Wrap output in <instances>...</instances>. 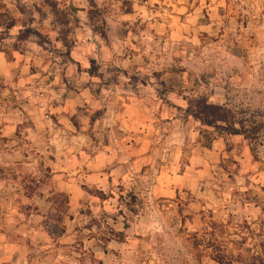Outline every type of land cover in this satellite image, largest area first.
I'll return each instance as SVG.
<instances>
[{"label": "rangeland", "instance_id": "obj_1", "mask_svg": "<svg viewBox=\"0 0 264 264\" xmlns=\"http://www.w3.org/2000/svg\"><path fill=\"white\" fill-rule=\"evenodd\" d=\"M200 97L264 128V0H0V264H264V135Z\"/></svg>", "mask_w": 264, "mask_h": 264}, {"label": "trees", "instance_id": "obj_2", "mask_svg": "<svg viewBox=\"0 0 264 264\" xmlns=\"http://www.w3.org/2000/svg\"><path fill=\"white\" fill-rule=\"evenodd\" d=\"M191 113L204 129H220L226 134L242 135L247 139H258L264 135L262 122L243 121L226 106L210 103L204 97L193 102ZM205 132L201 131L202 136L208 138Z\"/></svg>", "mask_w": 264, "mask_h": 264}]
</instances>
